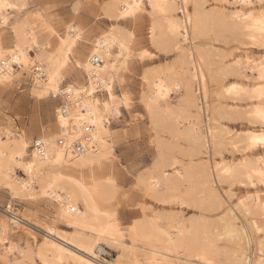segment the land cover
Listing matches in <instances>:
<instances>
[{
  "label": "snow or ice",
  "instance_id": "obj_1",
  "mask_svg": "<svg viewBox=\"0 0 264 264\" xmlns=\"http://www.w3.org/2000/svg\"><path fill=\"white\" fill-rule=\"evenodd\" d=\"M61 6L68 8V17L57 13ZM256 7V0H169L163 4L160 0H121L116 4L96 0L95 5L92 0H40L39 6H34L32 0H0V90L12 84L15 79L12 65H19L21 70L35 72L37 76L47 74L46 84L33 89L34 97L42 99L52 93L57 96L63 94L73 101L75 108L71 112L64 105L56 106L52 118L58 124L55 135L42 134L40 115L33 114L38 124L32 136L37 145L35 152L29 147L27 130L20 135L18 130H10L12 122L9 121V128L5 129L7 142L3 139L4 133L0 132V188L7 194L4 202L7 215L0 221V264H40L35 259L36 248L31 246V234L27 247H14L10 243V231L18 224L17 200L38 202L43 198L50 201L56 219L48 225L49 232L54 231L56 222L77 214L83 200L86 208L105 218V226L99 230L92 228L90 242L77 243L76 247L82 248L90 257L97 244L114 247L120 255L116 256L113 264H123L126 253L134 251L141 243H151V238L142 240L138 235L142 219H123L120 215L122 210L130 209V217H140L141 212L145 216L156 214V208L149 206L150 201L192 206L183 187H179L174 198H170L160 184L148 178L151 168L145 169L140 163L148 137L140 124L142 121L150 129L153 148L159 146L163 149L165 145L176 142L174 133L162 131L155 118L149 119V114L156 109H164L169 103V92L182 93V85L166 86L163 78L157 80L153 75L163 66L161 69L148 67L147 62L154 64L156 54L164 50L173 57H179L182 52L186 54L196 39L195 29L190 37L187 27L192 24L193 17L220 16L230 30L242 38L237 41L241 46L233 48V55L227 59L245 68V73L247 67H251L254 74L251 79L257 80L259 87L230 83L224 85V91L237 101L244 99L253 104L259 101L258 106L254 109L249 107L239 117L243 120L246 116L249 125H258L259 128L243 133L239 142L231 147L245 154L257 148L264 149V59L259 61L258 68L252 67V59H248L247 66L242 57L237 59V55L249 46V41L252 46L264 49V0L258 2V17L254 11ZM233 8L242 10L231 11ZM8 9H15L22 19L12 23L7 15ZM185 12L188 17L185 27L181 28L177 14ZM158 13L164 14L168 24L172 43L167 49H163L156 39ZM172 16H177V19H171ZM97 25L103 27L97 28ZM130 71L152 87L139 109L133 107L136 97L125 90L126 78H121L122 73ZM98 81L103 85V100L97 95L101 91ZM117 82L121 86L119 89H116ZM207 91L205 81V97ZM121 116L125 117V125L111 122V118L119 119ZM106 122L110 127H105ZM74 142L83 143L75 157L71 152ZM49 146L52 151L48 150ZM169 164L172 173L179 176L177 169L182 166L179 155L174 160L170 159ZM260 164L264 165V157H261ZM51 165L59 167L45 176ZM64 165H68L69 171L58 174L64 172ZM16 169L23 170L27 179L14 180ZM73 170L78 172L74 178ZM238 185L241 189H257L258 186L264 189V167L247 162L241 168L216 165L212 185L215 218H228V238L235 246H242L247 239L251 247L252 236L247 231L251 226L259 241V259H249L247 264H264V191L241 196L236 191ZM217 203L219 208H216ZM229 212L233 217L228 216ZM235 215L245 217L248 226L242 227L241 221L234 220ZM157 231L161 237H166L168 245L185 244L183 233L177 235L175 230L161 231L159 228ZM213 235L217 240L225 239L218 234ZM47 243L45 241V245ZM39 247L43 264H54L43 256L44 246ZM51 247L55 249L57 245L52 244ZM189 247L190 256L184 264H214L208 256L207 241L203 246ZM17 251L24 260H13L10 254ZM59 252L63 254L66 250L60 248ZM29 255L32 256L30 262L27 260ZM67 255L72 256L73 253L67 252ZM75 260L78 264H104L99 257L91 260L77 256ZM59 264H64L63 258Z\"/></svg>",
  "mask_w": 264,
  "mask_h": 264
},
{
  "label": "bare ground",
  "instance_id": "obj_2",
  "mask_svg": "<svg viewBox=\"0 0 264 264\" xmlns=\"http://www.w3.org/2000/svg\"><path fill=\"white\" fill-rule=\"evenodd\" d=\"M37 2L38 4H40V0H36V3ZM107 2L116 4L120 3L121 0H107ZM167 2H169V0H160V3L162 4ZM256 2H259V0H256ZM236 10L242 9H231V11ZM254 11L258 17L260 9L255 8ZM7 15L11 17L12 23H15L18 18L22 19L20 13H18L15 9H8ZM177 16L179 17L180 27L184 28L188 13L185 12L183 14H177ZM177 16H172L171 19L175 20L177 19ZM149 26H151V19H149ZM187 27L190 37L192 36L193 29H195L196 39L195 43H192L187 49L186 54L182 52L179 57H173L172 61H170L169 63L166 62L167 64L165 63V65H162V69L161 65L154 67L157 69H161L160 71L153 74L154 78H156L157 80L163 78L166 81V86L169 84L174 85L176 83H180L182 85V93L175 90L169 92V103L165 105L164 109H156L154 113L149 114V119L151 120L155 118L158 121L162 131L174 133L176 142L172 145H165L163 149L157 146L155 148L156 155L154 154L155 157L153 156L154 159L150 166L148 165L149 167L147 169L151 168V171L148 173V178L160 184L163 188V192L168 193L170 198H174V194L176 193L177 189L179 187H183L185 190V195L188 196V202H190L192 205L191 207H189L186 203H160L159 208H161V204L163 206L166 205L167 207L177 205V207L181 208V210L184 207L192 208L196 210L197 213H193L194 215L184 217L178 212L167 210L163 211V207L162 211L157 210L156 214H149L145 216V214L141 212L140 217L132 218L133 220L142 219L143 222L139 225L138 235L142 240L151 238V243H141L134 251L126 253L123 256V264H137L138 261L141 262V264H184V262L190 256L191 249L189 245L203 246L206 241L209 247L208 256L211 260H213L214 264H241V262L242 264H247V261L249 259H259V241L252 238L255 241L254 242L252 240L255 243V251L251 250L252 248L249 247V241L247 239L244 240L242 246L233 245L228 238V230L230 227L228 218L217 220L215 218V211L212 207V185L214 176L216 175L217 164H221L230 168H241V166L244 165L245 162H247L249 165L255 164L257 167H264V165L260 164V159L261 157H264V154L259 152L256 153V149L253 151H249L246 154L241 152L240 157L230 159L225 158L223 153L226 150H228V152H230L229 150H231L233 151L232 153L235 154L237 151L232 149L231 145L233 143L239 142V137L243 133H246L248 131H256L259 128L258 125H253L252 128H247L231 135V130L228 129L229 127L227 128L225 124H221L222 120H241L239 118L240 113H246V110L249 107H252L254 109L259 104V101L253 104L248 100L242 99L237 101L234 97L230 98L224 91L223 81H225L228 77L245 80L250 79L249 81H251L254 80L251 79L254 74L251 70V67H247V71L245 73V68L235 65L231 61L226 62L228 54H225L222 51L220 52L218 50V47L213 45L214 41H217L224 45L227 42L229 43V41H235L238 45L237 47L241 46L237 41L242 38L230 30L222 17L213 15L193 17L192 24L187 25ZM256 35L257 37H259V33H256ZM156 39L163 49H167L172 43L168 33V24L166 23V18L163 13L157 14ZM248 45V47L261 49L264 51V49L260 48L259 46H252L251 41L248 42ZM149 46H151V41H149ZM158 54H164L167 55V57L168 55H171V53L167 50L157 53L155 57H157ZM241 57L244 60L245 66H247L248 59H252L248 54L244 52L237 55V59H240ZM262 59H252V67L258 68L259 61H261ZM0 67H2V65H0ZM12 67L15 69V71L16 69H19L17 73H13L15 77L13 81H18L19 79H21V77L30 79L32 96L34 88H39L46 84V73H41L39 76H37L35 72L21 70L19 65H12ZM124 75L125 73L121 74L122 79L124 78ZM256 75L258 76V72L256 73ZM208 79L217 85V89H213L215 90L213 92L214 94L211 93L212 96L215 95V98L213 100L209 99V91H207L206 97L204 93L205 81H208ZM37 80L40 81L39 84L37 83ZM197 80H199L198 86ZM255 81L256 82L252 84H247L246 82L233 80L228 84L241 83L246 87H259L258 81ZM81 83L83 82L81 81ZM98 84L100 86L99 88H101V91L98 92L101 93V97L98 95V93L97 95L101 100H103V85L100 84L99 81ZM195 86L197 87V89ZM116 87H121L119 82H117ZM3 90L5 89L0 90V92ZM125 90L128 91L127 88H125ZM151 91V85L145 83L140 77L138 92V100L140 104L141 101L144 100L146 95ZM173 93L179 94V100H175L177 101L176 104H172L170 102L171 95ZM198 93L202 95L201 98ZM48 97H51V99L53 100L51 101L50 99L51 103L54 102V100H59V104L57 105H64L65 107L69 108L71 112L75 111V108L73 107V101L58 97L55 93L46 95L42 99H46ZM222 98H227L231 102L228 101V103L223 104L220 102ZM35 99L42 100L38 97H35ZM57 105L53 106L54 108L53 110H51L53 116L55 115V108ZM204 111L206 113L205 118L203 117L205 120H201L203 114L200 115V112L203 113ZM46 114H48V111H46ZM244 120L247 122L246 116L243 121ZM202 122H204V124ZM201 124L204 125L205 130H202ZM37 127L38 124L35 126L36 130ZM105 127H110V125L106 122ZM6 128H9V125L0 127V132L4 133L3 139L5 142H7L8 140L7 132L5 131ZM57 129L58 124L54 122H52V124L42 123V126L40 127V131L42 134L47 133L49 135H55ZM10 130L14 132L17 131L12 127ZM146 130H150L148 126ZM19 133L20 135H23L25 133V130H21L19 131ZM28 139L30 147L32 137H29V133ZM80 144L81 149L83 147V143L80 142ZM13 147H15V145H13ZM36 149L37 148L31 150L35 152ZM48 150L52 151L51 146H49ZM8 151L10 154L11 149H9ZM71 152L75 157L77 151L71 150ZM176 155H179L182 161L181 168L177 169V171L180 172L179 176H176L172 173L171 166L169 164V160H174ZM203 155H207L209 159L213 160L209 162L207 159H201L200 157ZM56 167L59 166H48V169L45 172V176H47L48 172H51L52 169ZM17 170L21 169H16V172ZM166 170L168 173L167 175ZM21 171L23 172V170ZM68 171V165H64V172L58 174H64ZM222 171L223 169H221V172ZM16 172L15 177L13 178L14 180L27 179V176L24 172L23 175L25 177H18ZM77 174L78 172L76 170H73V178ZM216 183L218 185V181H216ZM36 187L39 188V185H37ZM260 191L264 190L257 188L251 192H245H247L248 194H257ZM40 201L43 203L46 202L47 204H45L51 208L50 201L43 198H41ZM73 203L75 206V202ZM97 207L99 206L97 205ZM216 208H219L218 203L216 204ZM253 209H255V205H253ZM65 211H67V205H65ZM1 213L4 214H2L0 221H2L7 215V211H1ZM17 213L19 214L18 224L16 228L10 231V243L14 247L18 246L19 248H24L28 246L29 234H31V236L33 237V241L34 239H36V235H34L35 233L33 234L32 231L35 232L37 230L43 232L41 241L38 244L33 245L31 243V246L36 248L37 254L35 259L37 261H40V264H43L39 247L41 245L44 246L43 256L46 257L50 262H54V264H59L61 258H63L64 264H78V261L75 260V257L77 256L82 257L83 259L95 260L97 257H99L100 259L101 255L106 253L105 248L109 247L108 245L103 243L97 244L94 250V254L91 257L87 252H84L82 248L76 247L77 243L87 244L90 242L89 237L92 228L95 227L99 230L100 228L105 226V218L99 216L96 211H93L90 208H86L83 200H81L78 206L77 214H70L63 220L56 222L54 231L52 232L47 231V228L48 225L53 223V221H55L56 219V213L54 210L51 209L53 219L49 223L41 222L37 217H35L34 221L31 222L30 220H28L29 218H27V215L25 213ZM228 216L233 217V214L229 212ZM239 217L241 216L235 215L234 220L238 219ZM242 218L244 219L245 223L241 226H248V220L243 216ZM9 219L11 218L9 217ZM59 225H64L68 228V230L60 228ZM127 226L128 225L124 227ZM17 228L18 230L15 231V229ZM158 228L161 231L175 230L177 232V235L183 233L182 239L185 241V244L168 245L166 237H161L160 232L157 231ZM248 228L250 230L248 232H251L252 234L253 232L251 226H248L247 229ZM16 232H21V234L24 236L23 243L19 244L20 242L17 243L13 240L12 235ZM213 234L223 236L225 237V239L217 240L216 235ZM45 241L48 242L47 245H45ZM69 241H71V243H69ZM214 241L215 246L213 245ZM52 244L57 245V247L53 249L51 247ZM0 248L2 249V246H0ZM60 248H64L66 252L63 254L60 253ZM111 248L116 252V256L120 255L116 248ZM67 252H71L73 253V255L68 256ZM10 255L12 256L13 260L25 259L24 257L19 256L18 251ZM115 259L116 257H114L111 262L109 261V263H105L104 261L103 262L104 264H113V261ZM27 260L30 262L32 260V256L29 255L27 257Z\"/></svg>",
  "mask_w": 264,
  "mask_h": 264
},
{
  "label": "rangeland",
  "instance_id": "obj_3",
  "mask_svg": "<svg viewBox=\"0 0 264 264\" xmlns=\"http://www.w3.org/2000/svg\"><path fill=\"white\" fill-rule=\"evenodd\" d=\"M32 3L34 6H39L38 2L36 3V0H32ZM256 3H257L256 8H259L258 2H256ZM92 4L95 5L96 0H92ZM56 11L59 15L64 16V17H68V15H69L68 8L66 6H61ZM101 27H103V25H97V28H101ZM213 45L218 47V50L220 52L222 51L223 53L228 54V58H230L233 55L232 49L238 46L235 41H232V42L229 41V43L227 42L225 45L222 43H219L217 41H214ZM244 49L245 50H243L242 52L248 54L252 59L264 58V51L261 49H256V48H251V47H246ZM172 59H173L172 55H168V57H167V55L158 54V56L155 57V63L153 64L152 61H148L147 66L148 67H155V66L157 67L160 65L162 66V65H165L166 62L169 63L170 61H172ZM228 61H230V59L226 58V62H228ZM18 71H19V69H16L15 73H17ZM141 72H143V69ZM124 78H126V80H127L126 88L128 89V91L132 92L131 93L132 95H134L136 97V103L134 104L133 107H134V109H139L141 107V104L139 103V100H138L140 76H138L134 72L130 71L129 73H125ZM233 80H239L242 82H246L247 84H252V83L256 82L255 80H251V81H253V82H251V81H249L250 79H246L247 80L246 81L245 79H235L233 77H228V78H226L225 81H223V85L228 84L230 81H233ZM18 81L17 80L13 81L11 86H9L8 88H6L5 90L0 92V122H1L0 127L9 125V121H11L12 122L11 127L13 129L15 128L16 130H19V131H21V130L26 131L27 130V132L29 131L28 132L29 137L31 138L33 136V134L37 131L35 129V126L37 125V121H35L33 119V114L39 113L42 123L52 124L53 114H52L51 110H53V108H54L53 106L59 104V100H54V102H52V103H51V101H53V100L51 99V97H48V98L42 99V100H36L35 97L33 98V96L31 95L30 79H26L24 77H21V79H19ZM207 85H208L207 88L209 91L208 96L210 95L209 99L213 100L215 98V95L212 96L211 93H213L217 89L216 88L217 85L214 82H211L209 79L207 81ZM116 89H119V87H116ZM196 89H197V87H196ZM213 89H215V90H213ZM199 93H198V95L201 98L202 95H200L201 93L200 94ZM98 95L101 97V93H98ZM50 99H51V101H50ZM223 99H224V102H223ZM175 100H179V94L178 93H176V94L173 93L171 95L170 102L172 104H176L177 101H175ZM228 101L231 102L227 98L226 99L222 98L220 100V102L223 104L228 103ZM36 102H39V103H36ZM200 103H201V100H200ZM46 111H48V114H46ZM205 114H206L205 111L203 113L200 112V115H202L201 120H205L204 119ZM49 116H50V118H49ZM111 122L114 124H117V125H121V126L126 124L124 116H121L119 119L111 118ZM202 123L204 124V122H202ZM203 124H201L202 130H205ZM221 124H223V125L225 124V126L227 128L229 127L228 129L231 130L230 131L231 135L235 134L238 131L253 127V125H249L248 122H246L245 120L244 121L243 120H236V121L222 120ZM240 124H242V125H240ZM140 126L145 130V136L148 137L147 147L144 149L143 157L140 160V163L145 167V169H147L155 157L154 154L156 155V153H155L156 150H155V148L152 147V139H151V136L149 135L150 130L149 131L146 130L147 126L144 125L142 121H141ZM259 149L260 148L256 149V153L259 152V153L264 154V150H262V149L259 150ZM229 151L230 152H228V150H226L223 152L225 158L230 159V158L240 157L241 152H239V153L234 152L235 154H233L232 153L233 151H231V150H229ZM200 158L201 159H207L209 162L213 160V159H209V157H207V155H203ZM216 159H217V156H216ZM16 174L18 177H25L21 170H17ZM258 189H259V186H258ZM253 190L254 189H248V188H245V190H244V189H241L239 186L236 188L237 194L241 195V196L243 194L246 195V194H248L247 192H251ZM261 190H264V189H261ZM245 191H247V192H245ZM6 196H7V194L4 193V190L2 188H0V219H1L2 214H4V213H1V211H4V212L7 211L6 206L4 204ZM45 203L46 202L43 203L41 201L34 203V202H29L27 200H17L16 205H15L16 206V212L25 213L27 215V218H29L28 220H30L31 222H33L34 218L37 217L41 222L49 223L53 218H52L51 208L46 205L47 203L46 204ZM157 205H158V207H157ZM149 206L150 207L154 206L156 208V210H161V211H162V208L164 207L165 209L163 208V211L167 210V211H172V212H178V213L182 214V216H184V217L194 215L197 213V211L192 209V208L184 207L181 210V208H178L177 205L168 206V207L165 205L166 206L165 207L161 204V208H159L160 203L154 204L151 201L149 202ZM130 213H131L130 209H124L121 211L120 215L123 219L135 218V216L130 217ZM239 216H241V217H239L236 220H241V225H242L245 222H244V219L242 218V215H239ZM123 226H126V225H123ZM59 227L62 229L68 230V228L65 227L64 225H59ZM16 230H18V228L15 229V231ZM36 231L35 232L32 231L33 234L35 233L34 235H36V239H34V241L32 239V241H31V243L33 245L38 244L41 241V236L43 234V232H41V231H37V233H36ZM247 231H250L249 228L247 229ZM248 233H250L249 235H252V238L254 240L256 239L255 235L253 233L252 234H251V232H248ZM12 238L17 243L20 242L19 244L23 243V241H24V236L21 234V232L14 233L12 235ZM254 242L251 245L252 249L251 248L250 249L255 251V243ZM253 246H254V248H253ZM105 249H106V253L102 254L100 259L102 261H104L105 263H109V261L111 262L112 259L114 257H116V252L111 247H106ZM0 251L2 252L1 248H0Z\"/></svg>",
  "mask_w": 264,
  "mask_h": 264
},
{
  "label": "built area",
  "instance_id": "obj_4",
  "mask_svg": "<svg viewBox=\"0 0 264 264\" xmlns=\"http://www.w3.org/2000/svg\"><path fill=\"white\" fill-rule=\"evenodd\" d=\"M97 85H98V87H100L99 84H98V82H97ZM58 97H61V98L67 99V97H65L63 94H60ZM67 100H68V99H67ZM80 147H81L80 142H79V143L74 142V144H73V148H72V151H79ZM30 148L33 149V150H34L35 148H37L36 143L33 142V141H31V146H30ZM76 153H77V152H76Z\"/></svg>",
  "mask_w": 264,
  "mask_h": 264
}]
</instances>
